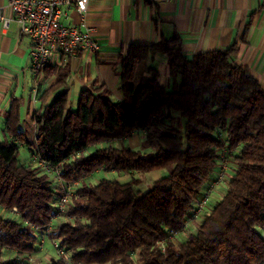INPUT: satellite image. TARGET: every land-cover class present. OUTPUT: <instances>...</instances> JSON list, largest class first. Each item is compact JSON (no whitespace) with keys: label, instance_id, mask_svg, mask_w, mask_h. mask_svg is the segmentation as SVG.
Returning <instances> with one entry per match:
<instances>
[{"label":"trees","instance_id":"16d2710c","mask_svg":"<svg viewBox=\"0 0 264 264\" xmlns=\"http://www.w3.org/2000/svg\"><path fill=\"white\" fill-rule=\"evenodd\" d=\"M235 51L231 46L187 58L177 37L130 45L119 64L123 100L100 86L81 91L72 106L66 91L54 93L65 83L63 71L50 88L51 101L33 112L31 129L19 128L20 104L13 101L6 114L11 139L0 142V207L18 214H0V264H29L39 250L32 225L49 222L61 194L49 175L19 159L21 145L58 167L66 182L81 180L68 217L49 234L75 263H264V85L234 61ZM157 52L168 56L169 88L144 75ZM136 129L143 132L138 149L120 143ZM218 129L230 161L225 191L195 231L175 244L167 240L168 230L182 228L218 169ZM115 139L118 145L111 143ZM100 142L106 145L89 150ZM161 168L168 174L144 192L135 189L140 180L133 173ZM98 170L131 178L85 181ZM4 250L16 255L5 257ZM34 264L66 262L50 257Z\"/></svg>","mask_w":264,"mask_h":264},{"label":"crops","instance_id":"0c3cea01","mask_svg":"<svg viewBox=\"0 0 264 264\" xmlns=\"http://www.w3.org/2000/svg\"><path fill=\"white\" fill-rule=\"evenodd\" d=\"M5 4L6 0H0V17L12 16L10 8L1 9ZM85 20L94 28L92 36L98 43V50L60 55L36 73L29 67L31 39L19 32L14 21L4 31L0 20V142L11 139L6 114L13 101L20 104L19 128L31 129L33 112L50 102L57 92L66 91L72 106L77 104L81 91L100 86L108 90L111 98L123 100L125 92L119 64L130 45H151L177 37L187 58L234 46V61L247 66L264 85V0H91ZM62 21L66 25L76 23L75 9L70 8ZM148 65L152 70L144 75H155L161 85L169 88L167 54L155 53ZM63 71L65 83L52 93L50 88L58 82V74ZM173 116L176 123L181 122L177 113ZM142 136L143 132L136 129L120 143L138 149ZM104 145L105 142H100L89 150ZM21 148L27 157L19 159L37 167L34 155L26 146L21 145ZM102 171L107 172L98 170L85 181H97V175ZM224 191L225 186H221L213 201L220 199ZM6 212L15 215L0 207V214L6 216ZM194 229L196 227L191 226L180 239ZM3 255L13 257L16 253L4 250Z\"/></svg>","mask_w":264,"mask_h":264},{"label":"built area","instance_id":"2783aa9c","mask_svg":"<svg viewBox=\"0 0 264 264\" xmlns=\"http://www.w3.org/2000/svg\"><path fill=\"white\" fill-rule=\"evenodd\" d=\"M91 0H6V4L1 6L10 8L12 16L1 15L0 20L5 31L11 21H14L19 28V32L31 39L29 50V67L33 72L40 71L44 66L49 65L60 55H76L79 53H91L98 50V43L93 39V27L86 23V11ZM70 8H74L78 14V21L66 25L63 18L67 16ZM142 131L141 129H137ZM223 142V148L219 150L218 169L214 176L205 184L199 200L187 214L180 230L169 229L167 240L178 244V238L183 235L191 226H198L203 220L208 206L213 203L214 192L221 186L226 185L230 161L226 153V143L222 136V131H216ZM112 144L118 145L119 140H111ZM34 161L38 169L49 175L52 187L59 189L61 194L55 203V214L44 225H32L37 235V246L40 249V242L43 236H48L53 225L62 216L68 217L66 212L71 202V198L81 180L66 182L58 167L42 160L38 155H34ZM13 213L18 214L16 208H12ZM55 251L56 258H62L66 264L75 263L72 259L71 251L61 246L56 237L49 238ZM165 240L158 242L161 250H164ZM28 263L34 264L32 256L28 257ZM264 264V263H261Z\"/></svg>","mask_w":264,"mask_h":264},{"label":"rangeland","instance_id":"374dc122","mask_svg":"<svg viewBox=\"0 0 264 264\" xmlns=\"http://www.w3.org/2000/svg\"><path fill=\"white\" fill-rule=\"evenodd\" d=\"M126 102L131 103L132 102V96L127 97ZM25 156L27 157V155L24 153L23 149L20 147L18 157L24 158ZM167 174H168V170L166 168L157 169V170L145 173V174L133 173L132 176L139 178V180H140L139 184L136 185L135 189H137L141 192H144L152 186V184L155 180H157V179H159V178H161ZM97 177L99 179L103 178V177L115 178L121 182H126V181L130 180L131 175L124 174L121 172H115V171H107V172L102 171L101 173H99L97 175ZM214 194H215V192H214ZM6 217L12 218V217H16V215H13L12 213H7ZM65 219H66V217L62 216V218H60L57 222H59L60 220H65ZM195 227H197V226L195 225ZM190 232H194V231L191 230ZM37 253H39L37 256L32 255V258L35 260V262L40 261V262L44 263L50 257H55V251H54V248H53L52 243H51L48 236H43V242H40V249L38 250Z\"/></svg>","mask_w":264,"mask_h":264}]
</instances>
